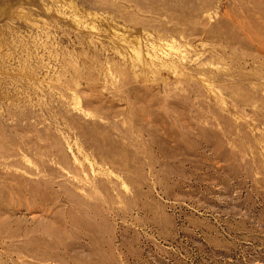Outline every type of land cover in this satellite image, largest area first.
<instances>
[{
  "label": "rangeland",
  "instance_id": "374dc122",
  "mask_svg": "<svg viewBox=\"0 0 264 264\" xmlns=\"http://www.w3.org/2000/svg\"><path fill=\"white\" fill-rule=\"evenodd\" d=\"M0 264H264V0H0Z\"/></svg>",
  "mask_w": 264,
  "mask_h": 264
},
{
  "label": "bare ground",
  "instance_id": "6f19581e",
  "mask_svg": "<svg viewBox=\"0 0 264 264\" xmlns=\"http://www.w3.org/2000/svg\"><path fill=\"white\" fill-rule=\"evenodd\" d=\"M136 54V53H135Z\"/></svg>",
  "mask_w": 264,
  "mask_h": 264
}]
</instances>
